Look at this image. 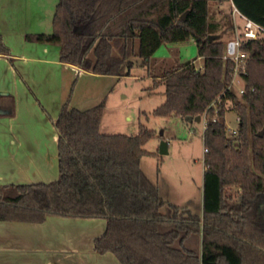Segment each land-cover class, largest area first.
I'll list each match as a JSON object with an SVG mask.
<instances>
[{"label": "trees", "instance_id": "trees-1", "mask_svg": "<svg viewBox=\"0 0 264 264\" xmlns=\"http://www.w3.org/2000/svg\"><path fill=\"white\" fill-rule=\"evenodd\" d=\"M223 4L264 26V0H59L53 32L27 36L59 45L63 63L117 78L131 76L138 43L140 66L165 87L153 114L205 118L202 215L163 200L142 171L154 130L103 134L105 101L86 110L66 102L56 122L58 180L0 184V221L104 219L95 251L121 264H264V38L243 42L249 57L239 96L229 89L235 65L225 59L224 25L212 14ZM226 24L235 29L231 18ZM189 40L201 66L188 61L152 72L163 45ZM9 52L0 34V54ZM229 102L240 119L235 136L226 125Z\"/></svg>", "mask_w": 264, "mask_h": 264}, {"label": "crops", "instance_id": "crops-1", "mask_svg": "<svg viewBox=\"0 0 264 264\" xmlns=\"http://www.w3.org/2000/svg\"><path fill=\"white\" fill-rule=\"evenodd\" d=\"M58 1L0 0V34L10 50L0 54L1 185L58 180L56 122L69 102L67 84L76 74L103 78L63 63L59 45L27 40L53 32ZM106 229L104 219L0 221V264H121L114 254L95 251Z\"/></svg>", "mask_w": 264, "mask_h": 264}, {"label": "rangeland", "instance_id": "rangeland-1", "mask_svg": "<svg viewBox=\"0 0 264 264\" xmlns=\"http://www.w3.org/2000/svg\"><path fill=\"white\" fill-rule=\"evenodd\" d=\"M213 17L224 25L223 40L227 43L237 36L236 28L229 30V19L240 22L230 5H213ZM135 66L131 76L117 78L103 76L93 80L85 75L70 79L67 94L70 106L89 107L105 101V110L100 130L109 135H137L141 125L155 131L145 149L151 154L141 160V169L155 184L160 196L168 203L191 210L194 214L203 212L204 182V129L205 118L201 122L189 123L182 117L155 116L153 111L165 101V87H155L149 69L140 66L138 43L132 58ZM195 61L199 67L203 59L199 57L194 40L163 45L152 59L151 70L161 74L177 63ZM69 80V79H68ZM245 85L244 81L235 84V90ZM226 125L228 131L238 129V114L227 103ZM106 132V133H105ZM166 142L165 153L161 154L162 143ZM33 180H36L35 178ZM40 183V182H38ZM46 183V182H45ZM234 194L233 190L230 192ZM168 207L163 211L167 213Z\"/></svg>", "mask_w": 264, "mask_h": 264}, {"label": "built area", "instance_id": "built-area-1", "mask_svg": "<svg viewBox=\"0 0 264 264\" xmlns=\"http://www.w3.org/2000/svg\"><path fill=\"white\" fill-rule=\"evenodd\" d=\"M235 17L238 16L240 22H235L237 36L229 40L226 44L225 59L234 63V72L232 83L229 89L235 91L239 96L244 94V87H241L238 92L235 90V84L244 81L243 76L246 74V65L249 54L242 50L244 41L259 40L264 38V26L243 16L236 8H234ZM240 121V119L238 118ZM232 135H237L238 130L228 131ZM208 150L205 149V153Z\"/></svg>", "mask_w": 264, "mask_h": 264}, {"label": "water", "instance_id": "water-1", "mask_svg": "<svg viewBox=\"0 0 264 264\" xmlns=\"http://www.w3.org/2000/svg\"><path fill=\"white\" fill-rule=\"evenodd\" d=\"M216 37H217V36H211L210 39H213V38H216ZM187 121H188L189 123H192V122H194V121H196V122H201V121H202V117H201V116H198V117H196V118L188 117V118H187ZM263 134H264V131H262L261 133H259L260 136H263ZM166 147H167L166 142H163V143H162V147H161V149H160L161 154L165 153V148H166Z\"/></svg>", "mask_w": 264, "mask_h": 264}]
</instances>
